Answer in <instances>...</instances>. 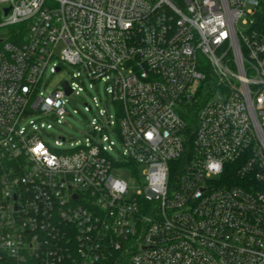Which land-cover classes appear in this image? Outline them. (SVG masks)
Instances as JSON below:
<instances>
[{
	"label": "built area",
	"instance_id": "2783aa9c",
	"mask_svg": "<svg viewBox=\"0 0 264 264\" xmlns=\"http://www.w3.org/2000/svg\"><path fill=\"white\" fill-rule=\"evenodd\" d=\"M0 264H264V0H0Z\"/></svg>",
	"mask_w": 264,
	"mask_h": 264
},
{
	"label": "rangeland",
	"instance_id": "374dc122",
	"mask_svg": "<svg viewBox=\"0 0 264 264\" xmlns=\"http://www.w3.org/2000/svg\"><path fill=\"white\" fill-rule=\"evenodd\" d=\"M73 71L74 68L69 65L56 73H51L49 70H47L45 74L46 89L53 90L61 83V81L68 79ZM91 93L93 95L100 94L102 97H104V86L99 84L97 89L91 90ZM85 102L92 104L90 94H82L81 96L72 95L69 97L66 107L70 114L66 115L65 123L62 124L60 128H54L51 130V136L49 137L51 143H53L56 137L61 134H64L68 139L66 145H69L70 142H76L78 140L85 139V134L89 133L91 130L90 121L93 117L91 112H88L87 115L84 114ZM121 176L125 177L123 173Z\"/></svg>",
	"mask_w": 264,
	"mask_h": 264
},
{
	"label": "trees",
	"instance_id": "16d2710c",
	"mask_svg": "<svg viewBox=\"0 0 264 264\" xmlns=\"http://www.w3.org/2000/svg\"><path fill=\"white\" fill-rule=\"evenodd\" d=\"M237 167L235 168V166L231 169L230 173L234 174V172H236Z\"/></svg>",
	"mask_w": 264,
	"mask_h": 264
},
{
	"label": "water",
	"instance_id": "95a60500",
	"mask_svg": "<svg viewBox=\"0 0 264 264\" xmlns=\"http://www.w3.org/2000/svg\"><path fill=\"white\" fill-rule=\"evenodd\" d=\"M65 86H66V84H65ZM71 92V90L70 89H67V93H70Z\"/></svg>",
	"mask_w": 264,
	"mask_h": 264
}]
</instances>
